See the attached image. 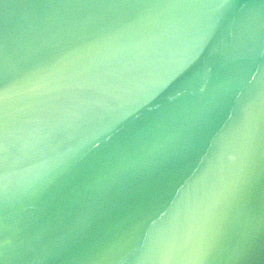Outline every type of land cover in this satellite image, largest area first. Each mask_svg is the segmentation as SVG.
Returning a JSON list of instances; mask_svg holds the SVG:
<instances>
[{
	"label": "water",
	"instance_id": "95a60500",
	"mask_svg": "<svg viewBox=\"0 0 264 264\" xmlns=\"http://www.w3.org/2000/svg\"><path fill=\"white\" fill-rule=\"evenodd\" d=\"M0 264H264V0H0Z\"/></svg>",
	"mask_w": 264,
	"mask_h": 264
}]
</instances>
